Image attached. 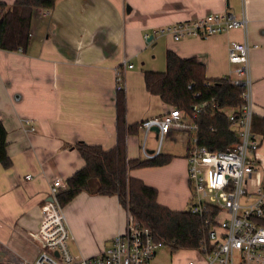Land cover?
<instances>
[{"label":"crops","instance_id":"1","mask_svg":"<svg viewBox=\"0 0 264 264\" xmlns=\"http://www.w3.org/2000/svg\"><path fill=\"white\" fill-rule=\"evenodd\" d=\"M0 2L11 5L15 0ZM243 11L252 46L254 117L264 120V0H58L53 9L34 13L27 50H0V116L13 163L9 169L0 165V264L35 261L38 249L19 222L48 200L54 179L66 182L84 166L72 147L85 143L109 150L116 145L117 70L125 71L127 125L161 116L170 108L145 85V71H163L151 59L158 45L165 56L173 50L182 58L197 57L206 65L208 78L221 79L233 71V78L243 79L234 72L238 65L229 61L231 42L243 41V30L180 41L160 33L213 13L241 19ZM25 119L33 122V132L24 128ZM142 132L127 139L129 159H145L143 148L149 154L158 152L159 134L151 131L144 146ZM191 135L171 130L159 152L172 155L171 162L130 172L156 187L159 203L172 210L188 209ZM258 135L255 186L264 184V132ZM68 206L73 236L69 246L73 244L82 259L97 256L126 228L128 214L115 196L81 193Z\"/></svg>","mask_w":264,"mask_h":264},{"label":"built area","instance_id":"2","mask_svg":"<svg viewBox=\"0 0 264 264\" xmlns=\"http://www.w3.org/2000/svg\"><path fill=\"white\" fill-rule=\"evenodd\" d=\"M234 29L243 30L244 40L231 42L229 61L238 65L234 72L244 78H233L232 71L224 79L245 89L240 114L229 113L238 136L234 146L227 151H211L199 146L196 124L175 107H170L161 116L142 121L140 126L144 132V146L151 131L159 130L158 152L149 154L143 148L145 159L159 154L163 138L171 130L192 133L187 156L188 209L194 215H208V218L205 220L207 233L202 248L191 250L198 259L187 264H264V184H252L255 153L261 140L253 129L254 107L249 73L252 46L246 12L243 11L241 19L229 13H213L169 26L160 33L170 34L175 41H180L190 36L208 39ZM128 68H133V65H128ZM124 74L122 68L117 70L118 91L125 89ZM32 123L25 119L23 126L33 132ZM65 187L63 179H54L49 192L52 200L45 201L30 217L19 222L28 241L38 249L33 264H152L157 249L164 244L157 242L151 231L132 220L128 213L126 228L112 239L106 249L95 257L75 261L69 249L72 231L66 209L59 199Z\"/></svg>","mask_w":264,"mask_h":264},{"label":"trees","instance_id":"3","mask_svg":"<svg viewBox=\"0 0 264 264\" xmlns=\"http://www.w3.org/2000/svg\"><path fill=\"white\" fill-rule=\"evenodd\" d=\"M58 0H15L0 2V50L26 51L31 43L32 19L37 10L53 9ZM166 70L145 71L147 91L159 96L164 104L175 107L197 126L198 145L211 151H227L238 141L229 113L239 115L245 89L230 81L207 77L206 65L197 57L182 58L175 51L166 53ZM117 141L106 150L102 146L78 143L73 146L85 164L66 180L59 199L66 208L78 195L115 196L131 219L148 228L157 242L173 251L202 248L207 233L205 220L189 209L172 210L159 203L156 187L130 172L148 167H162L171 162L170 154L147 159H129L127 139L140 130L141 123L127 125L126 94L117 95ZM257 134L264 132V120H253ZM8 130L0 116V165L13 163L8 151ZM264 225V220H263Z\"/></svg>","mask_w":264,"mask_h":264},{"label":"rangeland","instance_id":"4","mask_svg":"<svg viewBox=\"0 0 264 264\" xmlns=\"http://www.w3.org/2000/svg\"><path fill=\"white\" fill-rule=\"evenodd\" d=\"M151 59L153 61L154 66L160 68L161 66L164 70H166V56H165V50H161L159 45L156 46L154 49L151 50ZM211 78V77H210ZM214 78V77H212ZM234 127V125H233ZM144 132H142V138L141 141H143ZM152 137V134L151 136ZM264 186V185H263ZM189 206V202H188ZM69 206L66 207V215H67V221L71 229V221L69 218L68 213ZM71 253L74 257L75 261H80L82 258L80 257L79 253L76 251L73 244L70 243L69 246ZM156 256L154 257L152 264H187L189 261H197L198 255L194 253L191 250H182V251H173L168 246H162L157 249Z\"/></svg>","mask_w":264,"mask_h":264},{"label":"water","instance_id":"5","mask_svg":"<svg viewBox=\"0 0 264 264\" xmlns=\"http://www.w3.org/2000/svg\"><path fill=\"white\" fill-rule=\"evenodd\" d=\"M126 9H127V12H130L131 11V7L129 5H127ZM152 39H153V36L150 37L149 41H151ZM154 131L157 132V133L159 132L158 129H154ZM48 200H52V199L51 198H48Z\"/></svg>","mask_w":264,"mask_h":264}]
</instances>
